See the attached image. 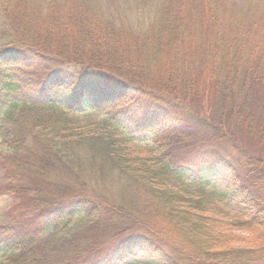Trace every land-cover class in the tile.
<instances>
[{
  "label": "trees",
  "instance_id": "1",
  "mask_svg": "<svg viewBox=\"0 0 264 264\" xmlns=\"http://www.w3.org/2000/svg\"><path fill=\"white\" fill-rule=\"evenodd\" d=\"M0 12L14 13L0 37V167L20 200L18 218L0 215V264L136 251L264 264V0H0ZM180 140L196 152L179 155ZM212 180L231 221L211 215Z\"/></svg>",
  "mask_w": 264,
  "mask_h": 264
},
{
  "label": "rangeland",
  "instance_id": "2",
  "mask_svg": "<svg viewBox=\"0 0 264 264\" xmlns=\"http://www.w3.org/2000/svg\"><path fill=\"white\" fill-rule=\"evenodd\" d=\"M5 11H9V8L5 9ZM10 11L12 12V6H10ZM12 18H14V13H1L0 12V37L1 36V32L3 30L6 31L7 27H9L8 25L5 24L4 21H7L9 19V21L12 20ZM32 37V41L37 42L33 36ZM21 71V70H20ZM24 72H22V74H19L18 76H16L17 80H20L21 78L26 79V82L28 83V73H26V71L28 70H23ZM26 75V76H25ZM36 78H40L39 76H36ZM87 103V102H86ZM97 114L99 115V117H101L102 119L113 123L114 125H118L119 127H122L123 129L126 128V125L124 124V121L118 117H116L112 111H106V110H100L97 112ZM122 120V121H121ZM179 139H183V138H179ZM138 143V146H140L141 148H145L144 149V153H148L146 152V148H153L154 151L155 149H157V146H155L154 142H150L149 138L146 139H142L139 141H136ZM176 148L178 149V153L181 156H185L186 151H190L191 152H196L197 147L193 146L191 142L189 141H179L177 142ZM10 158V157H9ZM0 161H1V149H0ZM60 177L63 178L64 174H60ZM31 181V180H29ZM11 185L10 187L13 188L14 184H11V181L5 177V174L3 172V170L0 167V215L2 213H9L10 216L12 218H18L17 216V210H16V206L20 205V200L15 198L14 195L12 194V191L9 190V188L7 187L8 185ZM94 185H96L97 191H99L102 194H105L107 198H110L111 195L108 193L109 191V185L106 182L100 183L99 182V178L97 179L96 182L93 183ZM216 185L215 188H210V189H206V191L208 193L211 194L212 196V203H213V208L214 211L212 209V213L211 215L216 219V220H223L224 222L228 220H233L236 217V210H235V204L233 203V201L230 199L229 196H225L223 193V186L220 184V182H216L215 180H212L209 184V187H212ZM8 189V192H7ZM25 202V201H24ZM12 214H14L15 216H12ZM30 215V214H29ZM28 215V216H29ZM28 219H26L27 221ZM217 227L218 224L216 225ZM224 226V224H222V227ZM220 229V228H217ZM225 230L222 228V231ZM236 236L239 237H247L246 233H240V232H235ZM243 241L245 242V240H241V241H237L235 244V247H240L241 245H243ZM7 258V256H4L3 254L0 253V260H3ZM114 264H152V262L149 259H145L144 257H142V254L139 252H135L134 256H131L129 258H127L126 260L123 261H116Z\"/></svg>",
  "mask_w": 264,
  "mask_h": 264
}]
</instances>
